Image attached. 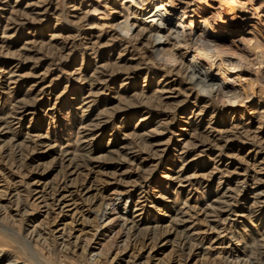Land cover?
Listing matches in <instances>:
<instances>
[{
	"label": "rangeland",
	"instance_id": "1",
	"mask_svg": "<svg viewBox=\"0 0 264 264\" xmlns=\"http://www.w3.org/2000/svg\"><path fill=\"white\" fill-rule=\"evenodd\" d=\"M138 1L0 0V264H264V85Z\"/></svg>",
	"mask_w": 264,
	"mask_h": 264
},
{
	"label": "bare ground",
	"instance_id": "2",
	"mask_svg": "<svg viewBox=\"0 0 264 264\" xmlns=\"http://www.w3.org/2000/svg\"><path fill=\"white\" fill-rule=\"evenodd\" d=\"M138 2L140 7L147 4L152 8V12H150V8L148 9V15L155 11V14L165 17L164 20L168 18V21L163 25L178 28L176 32H181L182 34L179 36L182 38L184 31L192 32L193 25L198 18V11L202 10L206 13L202 19H206V22L209 23L206 32L210 37L208 39L198 37L195 41L191 36L185 37L186 40L182 47L189 51L192 50V44H196L197 48L193 52L195 59L193 65L199 67L200 70L194 69L193 71L196 72L197 79L204 78L206 80V86L209 88L206 90L209 92L218 93V88H215L213 84L210 85L209 82L219 79L222 90L243 88L242 91L245 90L249 93L246 97L249 100L256 88L261 84L264 85V82L260 80L261 70L264 69V57L261 50V44L264 43V25L261 21V18L264 17V0H155L154 5L153 3L149 5V0H139ZM168 8H172V10H168ZM173 12L179 13L178 19L172 18ZM150 18L160 20L159 17L154 18L152 15ZM168 23L170 25H167ZM235 40L237 43L234 42ZM237 45L240 47L236 48ZM250 47L254 48L252 53L249 52ZM246 61L257 65L256 70L238 69L237 65ZM215 70L218 76H212ZM228 77H230V81ZM235 92L237 93V91ZM238 95L239 101H245L241 92H238ZM225 97L228 98L229 95Z\"/></svg>",
	"mask_w": 264,
	"mask_h": 264
}]
</instances>
